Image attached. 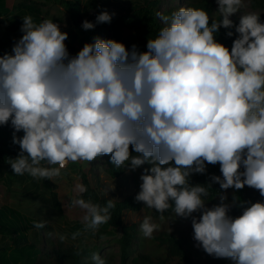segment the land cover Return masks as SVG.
Wrapping results in <instances>:
<instances>
[{"label": "clouds", "instance_id": "1", "mask_svg": "<svg viewBox=\"0 0 264 264\" xmlns=\"http://www.w3.org/2000/svg\"><path fill=\"white\" fill-rule=\"evenodd\" d=\"M215 2L219 20L193 7L158 13L163 27L143 52L95 37L71 55L59 24L22 17V36L0 56V126L10 123L20 149L10 159L14 174L50 180L66 162L108 155L117 168L143 169L135 200L161 219L169 209L191 218L193 239L205 253L264 264V202L235 196L228 202L224 194L211 207L205 201L213 184L220 193L247 186L264 197V22L243 11L245 0ZM237 13L235 24L230 17ZM112 17L105 10L81 26L93 30ZM221 28L235 35L230 49L216 39ZM217 164L220 175L209 183L191 182ZM74 191L86 188L78 183ZM71 206L84 211L93 231L115 207L111 199L102 207L79 196ZM234 207L242 214L230 215ZM159 227L151 216L140 224L146 238ZM91 261L106 264L99 253Z\"/></svg>", "mask_w": 264, "mask_h": 264}, {"label": "trees", "instance_id": "2", "mask_svg": "<svg viewBox=\"0 0 264 264\" xmlns=\"http://www.w3.org/2000/svg\"><path fill=\"white\" fill-rule=\"evenodd\" d=\"M9 0H0V35L1 28L7 24V28L15 33H20V28L23 23L22 17L30 15L35 23L42 22L45 18L40 5H20L19 13L16 17L6 19L4 15L10 12ZM50 1V0H46ZM250 3L251 8L260 15L261 21L264 22V0H247ZM161 0H142L141 3H137L134 6L114 5L110 0L101 2L100 0H88L84 7H81L75 0H60L62 6H69L70 15L74 24L81 28L82 22L88 20L95 23L96 16L103 11H108L113 14L111 23L97 24L93 29L97 35L102 39H113L117 42H121L129 48V44L123 40V31L129 30L136 34L139 41L147 44L148 39L156 38L159 30L163 27L162 21L158 15L161 9ZM184 7L200 8L208 12L210 18L219 20L220 16L217 13V5L215 0H187ZM179 6L174 5L168 9L162 11L163 15H169L171 12L178 10ZM90 11H94V14H90ZM238 13L230 17L235 24L239 23ZM9 20V21H8ZM211 23V19H210ZM234 32V29H232ZM226 30L221 28L216 35L218 42L224 44L229 49L232 46L233 38L226 36ZM0 49L2 52L11 53L12 46L7 45L1 40L0 37ZM4 54L1 53L0 56ZM14 130L10 123L5 126H0V178L3 179L4 184L7 185V189L10 191L11 179H24V175L14 174L10 167V159H15L20 151L19 146L13 143ZM17 136L23 135V132L17 133ZM4 138H9L5 140ZM135 155V153H132ZM105 162L109 167V174L113 178H119L125 173L130 174V179L133 185V193L126 196L123 200H113L109 197H102L98 190L93 188L87 175L83 171H79V178L81 179L79 184H82L86 188V192L79 194L74 191V198L79 196L80 198L90 201L93 204L100 206H106L107 202L111 199L115 205L110 209L111 219L105 223L107 229L121 230L122 236L118 240L121 246V263L120 264H233L230 259H217L203 251L194 241L193 237L188 234H180V231L173 229L170 232H165L167 235H152L151 238L143 236L140 230V224L134 223L126 225L125 216L129 213H140L146 211V213L155 220L161 219V213L154 209L144 207L142 203H138L135 200V196L139 191V184L141 181L139 177L143 169H137L135 171H128L125 167H119L112 165L110 162V156L105 155ZM144 167H149L145 165ZM220 175L219 165H208L207 174L205 175H193L191 182L193 184H207L209 183V177L212 175ZM21 177V178H20ZM45 187L51 191L52 205L55 210L62 212V209L57 200V194L53 191V185L49 179H44ZM250 187L245 186L244 189L234 191L233 189L227 190L232 197H237L239 201L242 200L247 190ZM209 195L205 198V201H211L218 198L221 194V190L218 184L208 188ZM256 202H264V197H261L258 190H256ZM236 208V207H234ZM232 209L230 215L239 216L235 209ZM78 212L76 215L82 220L85 215L84 211L77 207ZM2 209H0V234L7 236L12 240V249L6 251L0 249V264H92L91 255L93 253H99L95 249L79 248L73 244H67L59 242L55 244L51 239L49 233L53 232V229L45 223V227L37 229L34 227L35 219L29 218L23 215L17 210L12 211V215H1ZM174 212L169 209L163 213V219H168ZM242 214V213H241ZM17 217L20 222H17ZM41 231L43 235L41 240H34L30 242L29 233L31 231ZM175 230V231H174ZM177 231V232H176ZM182 233V232H181ZM193 233V232H192ZM138 241V254L131 261L127 259V255L131 247ZM49 245L50 249L40 252L42 245ZM54 244V245H53ZM196 245L200 248L205 256V262L199 263L198 259L201 256L196 248ZM100 254V253H99ZM105 259L106 264H114L113 259L110 260L107 256L101 255Z\"/></svg>", "mask_w": 264, "mask_h": 264}, {"label": "rangeland", "instance_id": "3", "mask_svg": "<svg viewBox=\"0 0 264 264\" xmlns=\"http://www.w3.org/2000/svg\"><path fill=\"white\" fill-rule=\"evenodd\" d=\"M81 7L85 6L88 0H75ZM101 2L105 0H100ZM114 5L134 6L142 0H110ZM187 0H161V9L159 14H162L164 9L173 7L175 4L179 7H184ZM247 8L243 11L255 12L250 3L245 0ZM10 12L4 17L11 19L16 17L19 13L20 5H32L38 4L43 11L45 19H51L54 23L60 25L61 30L68 33V39L65 41L69 53L75 55L79 50L82 49L85 43L94 41L95 37H99L93 30H84L82 27L78 28L72 21L70 15L69 6H62L60 0H9ZM90 14H94V11H90ZM240 15V13H238ZM9 21V20H8ZM5 24L1 28V40L7 45L13 46L14 42L18 40L22 34L10 31ZM123 40L129 44V49L132 45H136L138 49L143 52L147 51L146 44L139 41L136 34L133 31L124 30ZM7 53L2 52L0 54ZM23 136V135H19ZM13 137V135H12ZM5 140L9 138H4ZM79 171H83L93 188L98 190V193L102 197H109L113 200H123L126 196L133 193V185L130 179V174L125 173L119 178H113L109 174V167L105 162V157H98L95 161H77V162H66L65 167L61 169V175L50 179V183L53 185V191L57 194V200L62 209V212H58L53 208L51 191L48 190L44 185V179H35L28 174H24V179H11L10 191L7 189V185L4 184L2 178H0V209L1 215L9 214L12 215V209L21 212L23 215L35 219L37 221L46 222V224L53 229L50 239L55 243L63 242L67 244H73L79 248H89L97 250L100 255L107 256L110 260L113 259L114 264L121 263V246L118 240L122 236L121 230H110L107 229L104 224H101L97 230L93 231L86 228L85 222L82 221L76 213L78 212L77 207L71 206V200L74 198V187L80 182ZM21 178V177H20ZM228 202H231L233 197L228 192ZM256 190L250 188L245 193L244 197L240 202H256ZM208 203V207L219 203V198L213 199ZM237 214L242 213V209L234 208ZM194 216H199L200 213H194ZM145 216H149L146 211L140 213H129L125 216L126 225L138 223L141 224ZM17 222L20 220L15 217ZM154 223L160 225L159 230L155 231L153 235H167L165 232H170L173 229L180 231V234L193 237V230L191 227V218L175 217V214L171 215L168 219L155 220L152 218ZM174 230V231H175ZM176 231V232H177ZM182 232V233H181ZM42 232L38 230L31 231L29 233V240H41ZM59 236H63L61 240ZM54 245V244H53ZM12 240L0 234V249L10 251L12 249ZM49 245H42L40 252H45L50 249ZM138 241L134 244L128 252L127 259L131 261L138 254ZM201 252V256L198 259L199 263L205 262V256L200 248L196 245V248Z\"/></svg>", "mask_w": 264, "mask_h": 264}]
</instances>
